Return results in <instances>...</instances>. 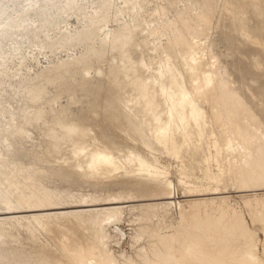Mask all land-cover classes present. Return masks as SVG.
I'll return each instance as SVG.
<instances>
[{"label": "bare ground", "instance_id": "bare-ground-1", "mask_svg": "<svg viewBox=\"0 0 264 264\" xmlns=\"http://www.w3.org/2000/svg\"><path fill=\"white\" fill-rule=\"evenodd\" d=\"M18 1L0 0V18L8 15L0 21L1 34L7 26H15L34 39L48 40L49 32L58 28L56 11L82 8L80 0H27L23 7ZM99 1L80 29L60 31L49 40L53 53L76 45L82 47L80 53L51 61L35 76H21L19 84L25 83L24 87L14 88L16 94L23 92L32 107L22 108L20 122L0 133V215H6L0 219V264H22L13 259V249L1 245V238L11 235L10 231L23 226L35 236L50 221H56L60 229L68 220L92 235L86 243L78 241L82 238L69 245L63 240L62 249L79 264H264L256 234L236 213L225 215L221 207L216 216L203 215L194 203L180 210V229L168 235L142 225L135 229L140 215L130 218L133 208L128 204L147 201L138 205H143L141 214L149 219L158 215L155 210L181 205L176 183L159 162V154L176 159L187 155L196 161L197 167L191 168L201 172L194 175L196 181L207 178L208 185L201 189L205 192H223L224 164H232L244 187L240 190L264 188V121L223 77L216 62L205 59L210 51L203 41L214 24L219 27L226 20L255 41L257 35L239 12L250 5L264 23V0H173L175 6L183 1L184 8L173 21L175 37L161 46L148 41L165 27L162 23L153 27L160 23V14L151 20L143 18L152 0H122L119 8L110 0ZM110 20H116L118 27L108 28ZM0 58L3 64L5 56ZM104 62L108 63L105 70ZM51 84L57 92L46 97ZM77 90L89 96L93 92L101 99L87 111L75 112ZM63 95L68 102L56 107ZM6 112L0 109V119ZM40 121L46 138L24 147L23 155L30 160L27 165L11 151L10 137H30L27 125ZM107 123L119 130L115 137L125 135L130 141L111 136ZM180 165L179 181L188 193L194 191L198 184L187 179L191 173L184 160ZM51 177L103 191L82 192L76 203L56 201L63 199L54 198L62 191L44 184ZM110 185L124 188L116 192ZM260 213L257 221L264 229V211ZM122 226L129 227L127 236ZM123 242L135 252L126 253ZM29 256L35 258L30 264H65L56 257L51 261L45 255Z\"/></svg>", "mask_w": 264, "mask_h": 264}, {"label": "rangeland", "instance_id": "rangeland-1", "mask_svg": "<svg viewBox=\"0 0 264 264\" xmlns=\"http://www.w3.org/2000/svg\"><path fill=\"white\" fill-rule=\"evenodd\" d=\"M110 1L113 3L114 8L123 6V3L121 2L122 0ZM27 2V0H19L17 4L20 7H23ZM182 2L183 1H179V5L176 4V6L174 5L173 0H152L147 3L148 9L146 8L143 18L151 20L160 14V23H153L154 25H152L153 27L155 25L158 26L161 23L165 25L158 35L156 34L148 37L150 45H165L170 36L175 37L173 35L174 31H172L173 21L178 16L179 9L184 8V2L183 4ZM220 3H222V0H220ZM80 4L82 5V8L75 9L70 13L60 10L56 11V15L59 18V24L56 30H51L49 32L51 39H55L60 31L74 32L75 30L80 29L85 22L86 15L90 14L92 10H95L100 4V1L80 0ZM239 15L244 18V21L250 27L251 32L257 35V39L251 41L250 38H247L238 29L230 27V20H226V23L219 27H216V24H214V28L209 31L207 39L203 40L207 41L209 46L208 51H210L205 59L216 62L217 68H219L223 77L230 81L232 86L252 104L258 116L264 121V23L261 22L260 16L254 12L250 5L246 6V8L239 12ZM6 16L8 15H2L0 21L5 20ZM122 18L128 19L129 15H126L125 17L123 15ZM214 21L217 22V18H215ZM117 27V21L110 20L108 28L115 29ZM100 36L98 35L97 38ZM139 37H142L140 33L138 34V39ZM50 38L47 40L45 37L40 36L34 39L29 35L22 33L19 28L16 29L15 26H7V32L4 34L0 33V55L2 54L5 56V61L3 64H0V109L7 111L6 115L0 119L1 135L4 132L3 129L5 127L12 125L14 128L17 122H20L23 113L22 108L29 109L32 107L30 105L32 102H27L23 92H19L20 94L17 93V95L14 91L15 89L21 90L24 87L23 85L25 83L19 84L21 76H26L27 74L29 76H35L51 61L75 56V54L77 55L80 53V50H82V47L76 45L69 50H58L56 53H53L49 48ZM148 52V49L145 48L146 55ZM156 60H159V58L157 57ZM102 67L105 70L108 67V63H102ZM94 74L95 72L92 73V75ZM56 92V85L51 84L48 87L46 97ZM99 92L102 94L103 90L99 89ZM76 98L79 101L77 104H73L72 108L78 113H81V111L85 112V110L87 111L89 106L96 105L101 99L99 95L93 92H91L89 96L85 95L84 92L80 90L76 91ZM68 99V96L63 95L60 98L59 103H56L55 106L57 107L59 105L60 108V104H66ZM45 109L50 116L52 112H50L49 106H45ZM107 125H109L107 129L108 133L111 136H114L115 139L122 140L123 142H126V140L130 141L125 135L121 138L115 137L119 130L109 123H107ZM42 127H44L42 121L34 122L32 125H27L30 137L26 134L18 140L14 137H10L12 142L11 151L16 156L22 158L27 165L30 160L23 155L24 147H29L32 142L40 144L42 140L46 138L43 135L44 130ZM95 129L100 131L98 126H95ZM135 141L140 144L141 139L135 137ZM197 157L199 160L200 156L198 155ZM182 160L187 164L189 172L191 173V176L187 179L192 182L196 181L194 175L201 173L198 168H191V166L197 167L196 161L191 160L187 155L180 159H176L168 157L165 154H159V162L167 167L170 178L176 183L178 199L181 201V205L155 210L158 215L153 217V219H149L146 218V216L149 215L141 214V208L143 205H138L140 203H146L147 201L130 202L128 204L132 205L133 208L129 212V215L131 216L130 218L140 215V218L136 220L133 227L136 229L141 225L147 226L163 232L164 234L171 235L177 233L180 229V222L182 220V214L180 213L181 209L188 210L192 204L198 203L203 215L216 216L219 214V210L222 207L227 212H225V215L228 213H236L244 218L248 228L256 234L258 250L259 253L262 254L264 250V229L263 223L257 221V219H259L260 212L264 211V188L240 190L244 187L241 186V183L235 175V171L231 166L232 164H224L225 166L222 174L224 179L221 185L222 193L212 194L211 191L205 192L204 190H201L208 185L207 178L196 181L195 184H198V187L193 188L194 191L188 193L187 187L179 181L182 176L180 165ZM192 161L193 165H190ZM215 171H217V169H215ZM79 183L80 182H73L59 177H51L50 179L44 180V184L48 188L62 191L60 195L54 196V198L62 197L63 199H54L56 201L61 200L76 203L82 192L101 194L103 191L100 188H94L91 186H89V188L87 187L88 184L83 185L82 183L80 186ZM110 186L111 190L116 192L122 191L124 188L119 185ZM125 189L129 190L130 187ZM190 193L201 194L189 195ZM153 201L165 202L167 200ZM77 208L81 209L82 207ZM59 210L60 209H58V211ZM40 212H55V209ZM3 216L6 215H0V219L3 218ZM64 224L65 225L61 226L62 228L59 229L57 228L56 221H50L46 229L37 230L35 236L25 227L21 226L18 229L10 231L11 235L3 236L1 238L3 240L1 245L5 249H13V251H15L14 255L12 254L13 259L17 258L22 264H30L35 259L30 258L29 255H31V253L36 257L43 255L48 256L51 261H54V257H56L65 264H79L76 260L71 258V254L69 255V253L62 249L64 246L63 240L67 242V245L79 238H82V240L78 241L86 243L92 235H90V233L77 222L72 223L68 220L64 221ZM122 227L125 229L127 236L129 227ZM63 236H67V238ZM123 243L122 247L124 248V251L126 250V253L132 254L135 252V250L129 246V243ZM114 246L117 250L121 249L120 245L117 243H114ZM262 257L264 256L262 255Z\"/></svg>", "mask_w": 264, "mask_h": 264}]
</instances>
